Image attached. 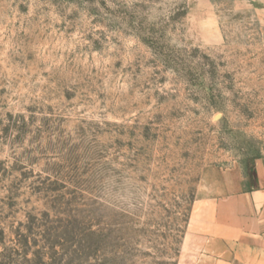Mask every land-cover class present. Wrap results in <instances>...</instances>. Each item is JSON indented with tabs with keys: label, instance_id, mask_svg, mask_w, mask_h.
Returning <instances> with one entry per match:
<instances>
[{
	"label": "rangeland",
	"instance_id": "1",
	"mask_svg": "<svg viewBox=\"0 0 264 264\" xmlns=\"http://www.w3.org/2000/svg\"><path fill=\"white\" fill-rule=\"evenodd\" d=\"M261 161L264 0H0V264H191Z\"/></svg>",
	"mask_w": 264,
	"mask_h": 264
},
{
	"label": "crops",
	"instance_id": "2",
	"mask_svg": "<svg viewBox=\"0 0 264 264\" xmlns=\"http://www.w3.org/2000/svg\"><path fill=\"white\" fill-rule=\"evenodd\" d=\"M232 182L195 201L183 243L191 264H264V162L252 181Z\"/></svg>",
	"mask_w": 264,
	"mask_h": 264
}]
</instances>
